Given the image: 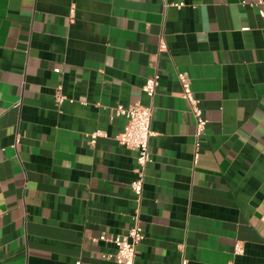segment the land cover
Wrapping results in <instances>:
<instances>
[{
    "label": "crops",
    "instance_id": "1",
    "mask_svg": "<svg viewBox=\"0 0 264 264\" xmlns=\"http://www.w3.org/2000/svg\"><path fill=\"white\" fill-rule=\"evenodd\" d=\"M252 1L0 0V264H117L113 238L136 216L139 264H264V17ZM184 71L208 119L199 146ZM136 102L152 103L155 131L140 202L137 151L117 139V109Z\"/></svg>",
    "mask_w": 264,
    "mask_h": 264
},
{
    "label": "built area",
    "instance_id": "2",
    "mask_svg": "<svg viewBox=\"0 0 264 264\" xmlns=\"http://www.w3.org/2000/svg\"><path fill=\"white\" fill-rule=\"evenodd\" d=\"M258 9V13L264 17V0H253L251 3ZM178 7L181 3H176ZM158 75H152L147 78L142 90L152 100L156 94L159 80ZM178 78L182 84L181 95L189 101L191 111L196 118V131L195 137L197 139L196 145L199 146V137L205 132L208 119L203 115V110L200 106V100L193 94L188 72H179ZM67 99V96L61 91L59 87L56 91V103L60 105ZM117 113L125 116L126 124L121 133L117 135L119 143L132 148L137 151V167L136 178L132 181L131 187L136 195L137 201H141L142 193L144 189V182L146 176V169L148 164L152 161L150 151V138L155 134L152 128L153 121V105H144L140 102H136L134 105L128 108H119ZM103 134L101 131H95L90 134V143H95L98 136ZM197 157V153H196ZM264 222V215L262 216ZM100 239L106 240V235H101ZM145 238L143 227L140 223V219L136 216V221L125 234H119L113 238V241L117 244L116 259L117 264H139L136 262L137 248L141 241ZM179 248L184 250L185 245L180 244ZM244 252V247L239 241L235 244V253L241 254ZM187 260H183V264H186ZM80 263V262H79Z\"/></svg>",
    "mask_w": 264,
    "mask_h": 264
}]
</instances>
